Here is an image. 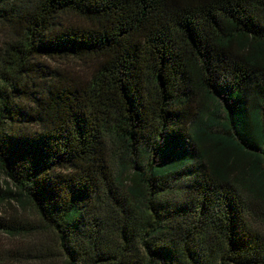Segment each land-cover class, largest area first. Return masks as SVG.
I'll use <instances>...</instances> for the list:
<instances>
[{
    "label": "trees",
    "instance_id": "1",
    "mask_svg": "<svg viewBox=\"0 0 264 264\" xmlns=\"http://www.w3.org/2000/svg\"><path fill=\"white\" fill-rule=\"evenodd\" d=\"M0 24V201L36 217L0 230L64 264H264V0H0Z\"/></svg>",
    "mask_w": 264,
    "mask_h": 264
},
{
    "label": "rangeland",
    "instance_id": "2",
    "mask_svg": "<svg viewBox=\"0 0 264 264\" xmlns=\"http://www.w3.org/2000/svg\"><path fill=\"white\" fill-rule=\"evenodd\" d=\"M14 36L13 31L8 26L0 24V63L4 58H7V44L13 41ZM39 61L42 62V64L44 63L50 67L62 70H87L86 64L79 60L56 61L51 58H39ZM3 180L4 177L0 175L1 184ZM0 218L29 221L33 224L36 223V217L29 208L10 201H0ZM257 226L264 230V223H259V225L257 223ZM42 242H46L51 246L54 258L50 262L40 263L38 261L37 255L39 253L36 252V249ZM0 258L13 264H64L61 257L57 254L54 236L49 233L12 235L0 230Z\"/></svg>",
    "mask_w": 264,
    "mask_h": 264
}]
</instances>
